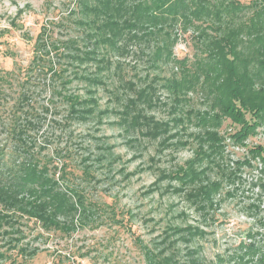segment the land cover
<instances>
[{"label":"rangeland","instance_id":"obj_1","mask_svg":"<svg viewBox=\"0 0 264 264\" xmlns=\"http://www.w3.org/2000/svg\"><path fill=\"white\" fill-rule=\"evenodd\" d=\"M238 1L247 4L251 0ZM79 2L0 0V76L5 77L0 82V154L10 165L19 157L9 123L19 94L30 91L36 114L29 118L37 128L31 134L36 143L35 154L45 158L51 170L57 168L55 177L65 163L67 172L72 173L67 175V184L82 189L89 200L98 203V218L88 220L69 235L45 232L33 220L16 218L14 229L19 233L3 234L0 229V264H147L144 251L160 243L164 229L186 225H199L206 233L191 245L201 247L198 255L204 264H231L227 258L246 233L256 234V240L264 237V226L258 223L264 218V194L254 186L258 178L264 180V175L244 166L231 180H227L226 174L235 171L234 163L246 156L248 148L264 147V129L259 128L245 142V147H239L229 139L235 126L224 121L219 129L224 138L223 152L215 162L224 172L211 166L194 185L168 178L193 163L197 147L194 136L205 130L193 125H187L185 131L181 129L182 125L175 120L178 117L170 113L172 102L159 81L156 85L160 103L146 112L170 125L156 139L141 135L139 128L120 123L121 117L116 112H102L111 108L121 111L113 94H121L122 80L137 82L136 78L148 77L149 81L155 75L160 78L179 75L178 66L170 63L156 69L148 64L145 56L130 54L125 58L115 56L114 61L122 62L119 76L113 74L115 69L111 73L101 72L108 76L106 87H95L84 78H73L74 73L86 77L92 72L99 74L93 61L77 63L72 58L74 49L65 46L69 40L76 41L82 49H89L93 43L86 35L89 29L82 23ZM42 26L48 30L47 48L34 46ZM192 35L190 30L179 37L173 49L176 59L193 60L197 49ZM51 44L59 50L50 48ZM36 54L40 58L34 59ZM59 69H66L64 77L72 81L65 93L87 98L91 96L89 91L94 90L92 96L98 105L86 120L67 116L68 106L63 99L54 97L52 73ZM190 97L193 101L185 110L200 108L194 95ZM39 146L44 149L39 150ZM82 157H87L84 162ZM206 164L201 161L194 167L201 169ZM85 165L91 167L89 177L83 175ZM206 180H219L221 186L214 195L213 205L201 207L200 201L189 198L197 194L198 186ZM3 229L8 231L6 227ZM21 246L37 250L32 257H26L19 251ZM178 246L181 258L186 259L185 248L181 243ZM218 256L225 261L219 263Z\"/></svg>","mask_w":264,"mask_h":264},{"label":"trees","instance_id":"obj_2","mask_svg":"<svg viewBox=\"0 0 264 264\" xmlns=\"http://www.w3.org/2000/svg\"><path fill=\"white\" fill-rule=\"evenodd\" d=\"M78 5L83 14L82 23L89 29L86 35L93 43L89 49L78 47L74 40H69L65 46L74 49L72 58L77 63L93 61L99 74L92 72L86 77L74 73L73 78H84L92 86L106 87L108 76L101 72L111 73L115 69L113 74L119 76L122 62L114 58L130 54L145 56L152 68L170 63L178 66L179 75L162 78L155 75L149 81L148 77L136 78L137 82L122 80L121 94H113L121 111L111 108L102 112H116L121 117L120 123L139 128L141 135L156 139L165 134L170 125L146 112L160 103L156 85L159 81L160 88L172 102L170 113L178 117L175 120L182 125L181 129L185 131L187 125H193L205 130L194 136L197 147L193 163L168 178L194 185L211 166L224 172L219 163L215 164L223 152L224 138L219 129L224 121L235 126L229 139L239 147H245V142L255 136L259 128L264 129V0H251L247 4L238 0H80ZM190 30L197 54L192 61L185 57L176 59L173 49L179 37ZM47 33V28L42 26L34 46L47 48ZM57 47L51 44L50 48L59 50ZM36 51L38 54L39 50ZM37 54L34 59L40 58ZM65 72L66 69H59L52 73L51 91L68 106L67 116L86 120L98 105L92 96L94 90L89 91L91 96L87 98L65 93L72 82L64 77ZM4 80L5 77L0 76V82ZM32 94L22 91L12 107L9 132L19 156L17 161L7 164L0 154V229L3 234L19 233L14 229L16 218L26 217L40 224L45 232L69 235L88 220L97 219L100 208L82 189L67 184V175L72 173L67 172L65 163L55 177L57 168L51 170L45 158L35 154L36 143L31 134L37 128L29 119L36 117L35 108L31 106ZM190 95L198 100L200 108L185 110L193 101ZM38 149L44 148L39 146ZM86 158L82 157V161ZM201 161L208 164L196 169L195 164ZM234 164L235 171L226 174L227 180L237 177L235 172L243 166L264 175V147L248 148L246 156ZM90 168L84 166V176H91ZM220 186L219 180H206L189 200L200 201L201 207L212 206ZM254 186L264 194L263 179L258 178ZM258 223L264 226V218ZM205 234L199 225L169 226L154 249H145V261L147 264H204L198 255L201 247L191 245ZM256 237V234L246 233L227 261L264 264V237L261 240ZM179 243L185 248L186 259L181 258ZM36 250L30 251L25 246L19 249L26 257H32ZM217 260L222 263L225 258L218 256Z\"/></svg>","mask_w":264,"mask_h":264}]
</instances>
